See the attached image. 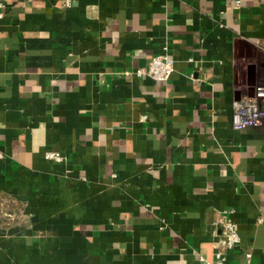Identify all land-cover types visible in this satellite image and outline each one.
<instances>
[{
  "label": "crops",
  "instance_id": "0c3cea01",
  "mask_svg": "<svg viewBox=\"0 0 264 264\" xmlns=\"http://www.w3.org/2000/svg\"><path fill=\"white\" fill-rule=\"evenodd\" d=\"M0 5V264H198L227 210L225 264H264V125L231 122L264 0ZM165 47L167 81L125 74Z\"/></svg>",
  "mask_w": 264,
  "mask_h": 264
},
{
  "label": "built area",
  "instance_id": "2783aa9c",
  "mask_svg": "<svg viewBox=\"0 0 264 264\" xmlns=\"http://www.w3.org/2000/svg\"><path fill=\"white\" fill-rule=\"evenodd\" d=\"M63 7H68L73 0H60ZM2 7V5H0ZM2 14L0 13V17ZM191 60V58L189 59ZM174 71V59L168 55L165 50L161 53L153 55L145 66L137 67L133 71H126L125 74H135L137 76H147L155 81H167ZM147 115H141L140 121H144ZM232 127L236 130H243L247 127H259L264 125V82H258L253 85L252 93L245 95L232 102ZM46 158L59 161L61 156L56 151H47ZM231 211H223L216 221V225L220 227L218 239L213 243L214 258L206 260L199 256L198 264H225L226 251L233 248L239 242V234L237 225L230 216ZM12 213L4 211V220L10 221ZM262 218L259 217L258 221ZM247 260L244 264H250L251 254H245Z\"/></svg>",
  "mask_w": 264,
  "mask_h": 264
}]
</instances>
